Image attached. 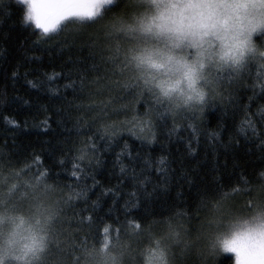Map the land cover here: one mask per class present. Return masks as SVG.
<instances>
[{"label":"trees","instance_id":"obj_1","mask_svg":"<svg viewBox=\"0 0 264 264\" xmlns=\"http://www.w3.org/2000/svg\"><path fill=\"white\" fill-rule=\"evenodd\" d=\"M125 11L44 34L24 2L0 0V193L55 201L43 264H93L105 241L115 264H143L168 235L174 264H234L199 238L214 204L243 210L263 191L264 57L172 113L122 70L109 21Z\"/></svg>","mask_w":264,"mask_h":264},{"label":"clouds","instance_id":"obj_2","mask_svg":"<svg viewBox=\"0 0 264 264\" xmlns=\"http://www.w3.org/2000/svg\"><path fill=\"white\" fill-rule=\"evenodd\" d=\"M126 6L109 21L115 50L134 82L172 113L203 108L229 75L264 57L257 42L264 0H126ZM57 215L51 199L26 208L0 203V264H43ZM158 239L145 249L143 264H174L173 243ZM198 249L214 259L232 255L234 264H264V199L243 210L214 204Z\"/></svg>","mask_w":264,"mask_h":264},{"label":"snow or ice","instance_id":"obj_3","mask_svg":"<svg viewBox=\"0 0 264 264\" xmlns=\"http://www.w3.org/2000/svg\"><path fill=\"white\" fill-rule=\"evenodd\" d=\"M17 2H23V0H17ZM27 2L30 4V10L25 17V22L34 21L36 29H41L44 34H48L55 32L62 22L68 19L96 18L105 5H111L115 3V0H27ZM107 246L105 241V247Z\"/></svg>","mask_w":264,"mask_h":264},{"label":"rangeland","instance_id":"obj_4","mask_svg":"<svg viewBox=\"0 0 264 264\" xmlns=\"http://www.w3.org/2000/svg\"><path fill=\"white\" fill-rule=\"evenodd\" d=\"M23 2L27 6V9H28V12H29V10H30V4L27 2V0H23ZM108 6H110V5H105L104 7H108ZM72 20H87V19H72ZM254 58H257V57H254ZM121 66H122V70L126 71L125 68H124V66H123V62L122 61H121ZM254 198H256V199H264V188H263V191L258 192L254 196ZM9 201L12 202L15 205H18L19 207H22V206L24 207L25 206L24 202L21 199H18L13 194V192L11 193L10 190L7 191V189H6L5 192H4V195L2 193H0V203L9 202ZM168 238L172 239L173 237L171 235H168ZM172 240H175V238L172 239ZM153 242L154 241H151V244ZM156 243H158V242H156ZM110 249H111V252H110ZM110 249H109L108 252H101L99 250L98 253L96 254V257L97 258L95 259V261L93 262V264H115V263H117V259L118 258H121L122 255H120V253L118 252L119 250H116L117 249V246L112 247ZM143 254H144V252H143ZM230 256H232V255H230ZM113 258H115L114 261H113ZM232 258H233V256H232ZM142 259H143V257H142Z\"/></svg>","mask_w":264,"mask_h":264}]
</instances>
